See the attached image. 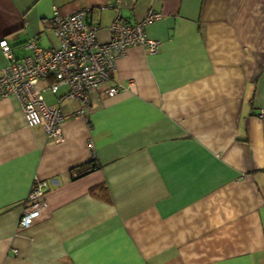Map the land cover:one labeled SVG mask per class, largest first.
<instances>
[{"label": "crops", "instance_id": "obj_1", "mask_svg": "<svg viewBox=\"0 0 264 264\" xmlns=\"http://www.w3.org/2000/svg\"><path fill=\"white\" fill-rule=\"evenodd\" d=\"M56 6L87 10L100 41L118 12L161 11L146 25L161 45L128 46L112 76L133 85L88 120L65 99L59 140L0 91V264H264V0H0V38L52 46ZM37 179L48 205L19 227Z\"/></svg>", "mask_w": 264, "mask_h": 264}, {"label": "built area", "instance_id": "obj_2", "mask_svg": "<svg viewBox=\"0 0 264 264\" xmlns=\"http://www.w3.org/2000/svg\"><path fill=\"white\" fill-rule=\"evenodd\" d=\"M121 1V0H119ZM162 17V12L150 9L146 17L137 23H125L117 17L110 24V39L100 41L97 32L101 22L92 20L85 9L63 13L55 7L50 25L59 37V46L43 47L35 37L25 43L28 53L18 54L7 37L0 38V47L7 58L0 70V91L3 95H16L23 106L28 125L43 130L53 140L62 138V124L66 119L63 109L65 99L80 103L75 115L88 120L102 95L114 96L133 85L114 80L112 71L116 60L126 54L130 45L156 52L161 41L150 37L147 23ZM66 86L56 102L49 103L45 92L57 94ZM264 119V107L258 110ZM49 181L37 179L22 209L19 227L31 225L40 211L48 205L46 193Z\"/></svg>", "mask_w": 264, "mask_h": 264}, {"label": "trees", "instance_id": "obj_3", "mask_svg": "<svg viewBox=\"0 0 264 264\" xmlns=\"http://www.w3.org/2000/svg\"><path fill=\"white\" fill-rule=\"evenodd\" d=\"M100 163L95 161L94 159L88 160L86 162H83L81 164L75 165L71 167V170L73 173L74 177L81 176L85 174L86 172L93 170L95 168L100 167Z\"/></svg>", "mask_w": 264, "mask_h": 264}, {"label": "rangeland", "instance_id": "obj_4", "mask_svg": "<svg viewBox=\"0 0 264 264\" xmlns=\"http://www.w3.org/2000/svg\"><path fill=\"white\" fill-rule=\"evenodd\" d=\"M55 34H53V32H51L50 34H49V38L53 41L51 44H52V46L54 45L55 47H57V46H59V42H58V37L56 36H54Z\"/></svg>", "mask_w": 264, "mask_h": 264}]
</instances>
